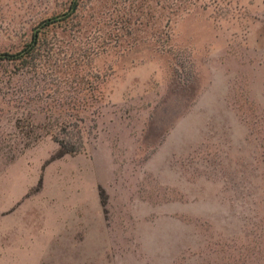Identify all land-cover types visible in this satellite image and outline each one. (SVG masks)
Wrapping results in <instances>:
<instances>
[{"label":"rangeland","instance_id":"1","mask_svg":"<svg viewBox=\"0 0 264 264\" xmlns=\"http://www.w3.org/2000/svg\"><path fill=\"white\" fill-rule=\"evenodd\" d=\"M0 264H264V0H0Z\"/></svg>","mask_w":264,"mask_h":264},{"label":"trees","instance_id":"2","mask_svg":"<svg viewBox=\"0 0 264 264\" xmlns=\"http://www.w3.org/2000/svg\"><path fill=\"white\" fill-rule=\"evenodd\" d=\"M35 42H36V37H33V44ZM31 50L32 49H29V51ZM57 143L59 145L58 156L60 157L65 156V155L77 154L81 151V143L72 144L69 141H63V140H58Z\"/></svg>","mask_w":264,"mask_h":264}]
</instances>
